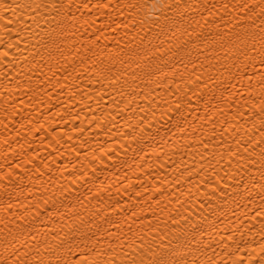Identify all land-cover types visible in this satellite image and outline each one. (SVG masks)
<instances>
[{"label":"bare ground","instance_id":"obj_1","mask_svg":"<svg viewBox=\"0 0 264 264\" xmlns=\"http://www.w3.org/2000/svg\"><path fill=\"white\" fill-rule=\"evenodd\" d=\"M151 3L0 0V264H139L161 238L176 264L264 261L259 173L205 199L232 151L264 147L249 144L264 139V0H187L178 27L208 41L194 61L224 62L221 46L231 56L242 40L247 58L231 94L180 127L144 120L168 91L145 75L160 47ZM142 120L154 139H140Z\"/></svg>","mask_w":264,"mask_h":264},{"label":"snow or ice","instance_id":"obj_2","mask_svg":"<svg viewBox=\"0 0 264 264\" xmlns=\"http://www.w3.org/2000/svg\"><path fill=\"white\" fill-rule=\"evenodd\" d=\"M47 6L59 12L63 9L64 4L63 0H49ZM188 6L187 0H152L151 3L154 18L151 19L148 32L149 35L155 34L154 38L160 41V47L156 48L158 55L154 56L155 63L148 64L145 75L148 77L158 76L161 80H165L164 87L168 91L159 96L158 99L153 97L149 104L150 111L144 117V120H156L161 126L172 125L175 121L174 126L180 127L188 122L186 113L192 109L193 105L198 106L201 101H204V106L207 107L212 100L224 99L225 92L231 94V88L234 87L231 82L241 76L238 61L247 58V53L241 47V45L246 47L247 44L246 41L242 40L240 44L233 45L236 51L232 52L231 56L228 55L224 46H221V50L225 51L222 58L224 62H221V58L218 56L213 57L216 61L214 64L210 60L207 61V64L194 61L193 53H196L198 58L203 53L208 41L202 33L193 35L192 31L187 29L181 31L178 27L179 22L186 18L185 12ZM212 7H215V5H212ZM222 7L227 8L228 5L223 4ZM141 23H147V21ZM261 31L264 33V28ZM144 39L146 37L141 38L142 42ZM173 40L176 41L175 44L172 43ZM260 41L264 44V35H261ZM165 43L169 47L162 50ZM149 44H151V41H149ZM255 49L256 42L255 37H253L252 50L255 51ZM261 55L264 56V52ZM261 62L264 63V60ZM190 65L192 71L188 70ZM181 68L183 71L180 70ZM171 83L176 84L175 89L170 87ZM159 86L158 83L157 87ZM217 93H219V96H217ZM261 112L264 113V108L261 109ZM262 124H264V121H262ZM142 125L143 120L137 126L141 140L146 137L154 139L158 135V130L155 133L152 131L154 125H149L147 128ZM132 131L133 133L137 132V128H133ZM262 136H264V128H262ZM256 143L264 144V139L259 142L249 141V144ZM213 171H216L215 168ZM255 173H259L261 181L259 189L262 198H264V147H260L258 152L255 146L249 151L247 145L243 149L232 151L228 169L223 176L218 172L216 173L213 178L214 183L205 197L206 201L210 203L213 198L224 199L230 194L232 186L251 185L255 188ZM200 207L201 210L204 209L203 204ZM183 219L187 224V217H183ZM173 224L183 234L185 225H181L176 220H173ZM69 227L72 229L71 234L74 238L78 229L72 225H69ZM158 247V253L148 255L147 261L141 258L139 264H176L174 260L169 259L171 251H174L172 250L171 241L165 246L163 238H161V244ZM77 264H79L78 261ZM133 264H137V262L134 260ZM262 264H264V261H262Z\"/></svg>","mask_w":264,"mask_h":264}]
</instances>
